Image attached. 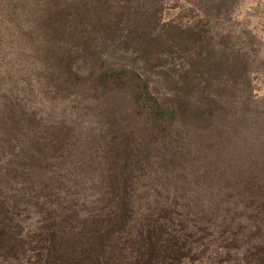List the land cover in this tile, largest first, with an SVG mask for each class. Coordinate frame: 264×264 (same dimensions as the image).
Wrapping results in <instances>:
<instances>
[{
  "label": "trees",
  "instance_id": "16d2710c",
  "mask_svg": "<svg viewBox=\"0 0 264 264\" xmlns=\"http://www.w3.org/2000/svg\"><path fill=\"white\" fill-rule=\"evenodd\" d=\"M116 4L0 0V32L2 19L14 17L9 31L24 45L25 64L38 62L40 74L82 109L74 111L77 121H53L26 100L32 82L18 81L24 92L0 91V209L8 218L12 203H39L42 213L22 249L26 254L25 243L35 242L38 264H210L201 259L208 254L264 264V108L254 89L246 94L237 86L250 79L248 71L239 74L248 63L234 50L223 53L215 33L207 44L213 59L186 57L190 67L168 96L158 95L145 73L114 66L111 47L96 61L111 67L82 73L68 37L77 31L94 56L90 47L98 50L122 17L127 46L143 41L145 63L154 65L160 44L154 36L144 41L154 18L128 4L112 12ZM87 92L91 101L80 107Z\"/></svg>",
  "mask_w": 264,
  "mask_h": 264
},
{
  "label": "rangeland",
  "instance_id": "374dc122",
  "mask_svg": "<svg viewBox=\"0 0 264 264\" xmlns=\"http://www.w3.org/2000/svg\"><path fill=\"white\" fill-rule=\"evenodd\" d=\"M113 1L121 2V4H116V8L111 9L112 12L119 8L124 10L123 8H128L126 6L128 4L131 11L138 14L144 13L154 18L150 22L151 26L145 30L144 34L146 36L144 41L154 36L155 43L160 44L158 53L154 55V65L145 63L143 41L131 42V45L127 46L125 41L131 37L125 31L126 22L122 17L119 29L117 32H113L115 35L112 36L113 33L110 36L103 35V40L95 45L98 50L90 47L95 53L94 56H90L84 50L83 44L86 41L79 45L81 41L77 39L79 34L77 31L68 37L69 48L74 51L72 59L81 67L82 73H88V68L111 67L110 63L96 62L99 56H103L107 48L111 47L113 53L111 52L109 55L113 56L110 61L114 66H127L140 73H145L149 81L153 82L158 95L168 96L176 89L173 80L179 79L180 75L190 67L191 59H186V57L192 55V58L200 61H206L207 58L213 59L211 54L215 53H209L207 44H214L215 40L216 43L220 44L223 53L227 52L226 49L234 50L241 61L248 63V69L244 67L239 74L242 77L248 71L250 79L244 80L246 77H242L240 84L237 85L238 90L243 92L247 90L246 94H249V90L254 89V94L257 95L256 104L258 103L260 109L264 108V0H234V2L228 1L222 5H218L219 0ZM2 8L4 9L3 6H0V13L6 11ZM13 20L14 17H8V20L2 19L3 22L1 23L2 29L6 27V30L1 29L0 32V91L8 89L9 92H12L10 94H15L11 90L15 89V91L24 92L25 89L18 85V81H22L24 78L27 82H32V86L28 87L29 94L27 93L26 100L35 105L34 107L39 112L44 115L51 112L53 115L48 117L53 121L64 117L67 118L65 123L77 121L76 114L78 113L74 111L81 108H73L71 100L74 99V96L71 95L72 93L66 90H58L57 84L48 79L47 72L41 75L38 62L33 67L25 64L26 58L20 53L24 49V45L16 38L12 40L13 32L9 31V21ZM169 22L171 23L170 27L165 25ZM188 25L194 28L192 29ZM162 28L168 30H165L161 37L155 36L154 32H160ZM176 33L183 37L192 36L202 38V40L197 43L188 40L177 45L173 39ZM215 33H219V35L217 34L218 36L213 40L212 36ZM201 45L207 46L205 52L197 48ZM194 49L198 54H195ZM219 55L221 58L228 56ZM92 61L95 66H93ZM163 65L166 66L163 67ZM177 65H180L181 69ZM28 68L29 70L26 71ZM203 79L205 82L212 83L213 81H210L206 75L203 76ZM43 85H45L44 89L42 88ZM83 96L79 98L80 107L88 106L87 100L91 101L89 92ZM89 103L92 104V102ZM81 112L79 115L84 116L85 120L92 118L91 115H84ZM85 120L82 122L85 123ZM3 204L5 203H0V208L5 209ZM49 204L46 203V205ZM10 209H13L14 213H10L8 218H5L3 210L0 209V264H38L37 250H35L37 244L32 241L25 243L27 248L25 254L22 249L24 243L22 238H24L27 228L31 227L34 230L37 226L36 222L42 218V213L39 212V203H21L18 209L14 208L12 203ZM201 259L211 261L210 264H231L226 260L222 262L221 258L215 255L210 256L208 254ZM224 259H226L225 256ZM192 264H199V260Z\"/></svg>",
  "mask_w": 264,
  "mask_h": 264
}]
</instances>
